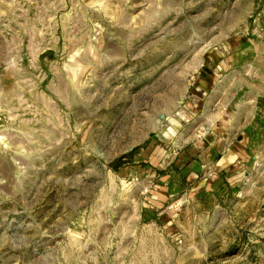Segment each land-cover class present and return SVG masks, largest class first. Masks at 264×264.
<instances>
[{
    "label": "rangeland",
    "instance_id": "374dc122",
    "mask_svg": "<svg viewBox=\"0 0 264 264\" xmlns=\"http://www.w3.org/2000/svg\"><path fill=\"white\" fill-rule=\"evenodd\" d=\"M0 264H264V0H0Z\"/></svg>",
    "mask_w": 264,
    "mask_h": 264
},
{
    "label": "crops",
    "instance_id": "0c3cea01",
    "mask_svg": "<svg viewBox=\"0 0 264 264\" xmlns=\"http://www.w3.org/2000/svg\"><path fill=\"white\" fill-rule=\"evenodd\" d=\"M208 123H212V128H210L203 142L198 144L199 141L195 143V140H192L183 150L177 152L173 159L177 166L186 167L191 170L193 175L203 163L217 167L219 165L231 166L236 163L238 157L237 144H239L240 139L237 138L235 142L229 143L232 132H229L227 125H225L226 128L223 126L224 129L215 128L218 123L217 119L214 123L213 121H208Z\"/></svg>",
    "mask_w": 264,
    "mask_h": 264
}]
</instances>
